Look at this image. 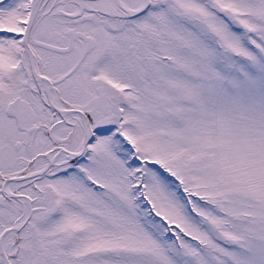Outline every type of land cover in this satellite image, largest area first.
<instances>
[{
	"label": "snow or ice",
	"instance_id": "obj_1",
	"mask_svg": "<svg viewBox=\"0 0 264 264\" xmlns=\"http://www.w3.org/2000/svg\"><path fill=\"white\" fill-rule=\"evenodd\" d=\"M0 264H264V0H0Z\"/></svg>",
	"mask_w": 264,
	"mask_h": 264
}]
</instances>
